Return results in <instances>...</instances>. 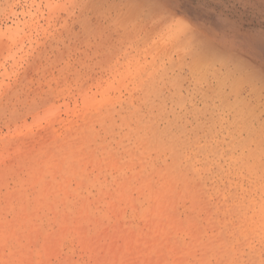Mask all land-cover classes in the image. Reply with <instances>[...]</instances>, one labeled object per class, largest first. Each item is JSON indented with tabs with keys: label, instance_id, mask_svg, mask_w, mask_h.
<instances>
[{
	"label": "rangeland",
	"instance_id": "rangeland-1",
	"mask_svg": "<svg viewBox=\"0 0 264 264\" xmlns=\"http://www.w3.org/2000/svg\"><path fill=\"white\" fill-rule=\"evenodd\" d=\"M113 1L0 0L17 42L0 93L15 79L18 118L0 143V264H253L251 209L246 223L233 210L253 183L232 164V121L240 98L250 116L264 103V0H175L225 54L172 47L163 27L124 37Z\"/></svg>",
	"mask_w": 264,
	"mask_h": 264
},
{
	"label": "bare ground",
	"instance_id": "bare-ground-1",
	"mask_svg": "<svg viewBox=\"0 0 264 264\" xmlns=\"http://www.w3.org/2000/svg\"><path fill=\"white\" fill-rule=\"evenodd\" d=\"M114 1L116 2V0H114ZM259 2H258V4H259ZM261 2H263V1H261ZM5 3L0 2V72L3 69V72L0 73V77H4V78L10 77L13 74V68L15 67L14 66V64H15L14 54L15 53L13 50L16 47V43H17L16 42V26H15V22H13L14 19L12 18L14 16V13H13V11H9L10 9L5 5ZM259 6H261V5H259ZM118 7H119L118 10H120L119 18L124 23V33H123L124 37L130 38L131 36L137 35V34L138 35L140 34L143 37H148L151 33L155 32L156 30H159L163 27V30H164V28H168L170 30V32L172 33V35H175V37L173 38V41H172V45H171L172 47L178 48L177 46L182 45V44L185 46L194 45L195 47L202 49V51H204L206 54L213 53L214 51L217 54H220V53L225 54L226 50L222 46L218 45L217 43H215L214 41H212L211 39L206 37L205 34H203L197 28L193 27L190 24V22L188 20H186L184 17H179L177 15L176 12L179 9L177 10V8H176L177 3L175 0H120ZM263 10H264V8H263ZM5 16H7L8 20H10V22H9L10 24H8V21L7 22L4 21ZM114 18H116V17H114ZM156 36H157V34H156ZM143 37L141 39H143ZM131 39H132V37H131ZM145 42H146V40H145ZM181 47H183V46H181ZM192 48L194 49L193 46H192ZM197 48H196V50H197ZM186 49H188V48H186ZM16 51H17V49H16ZM193 52H194V50H193ZM155 55H157V54H155ZM197 55H200L199 52L197 53ZM153 57H155V56L153 55L152 59H153ZM194 57H197V56L194 55L193 58ZM234 59L238 60L239 58L235 55V56L229 57L227 59V61H229V62L235 61ZM166 60H167V58H166ZM187 60H189V58ZM249 60H251V59H249ZM8 61L10 62V65L8 67L7 66L5 67L4 63L8 62ZM251 62H253V61H251ZM214 65H216V64H214ZM192 66H194V65H192ZM237 67L240 68V70H242L243 68L247 69V66L244 67L241 64H239V66L237 65ZM172 68H173V66H172ZM201 68L199 69V67H198V70H201ZM203 68H205V67H203ZM228 68H230V67H228ZM198 70H195V71H198ZM172 71H173V69H172ZM205 71H206V69L203 70V72H205ZM148 74L149 73H147V75ZM256 74H258V78H260L263 81L262 83L264 85V75H263L264 73L259 74L256 71ZM226 76H227V74H226ZM247 77L249 78V80L251 79L252 81H254L253 78L256 77L255 72H252ZM142 78L143 77H141V79ZM14 80H12L13 81L12 83L3 84V87H2V90L0 93V127L1 126H2V128L4 127L7 131V133L5 132L6 134L3 136V138L0 135V143L5 142L8 145H12V143H13V134L16 130L15 128H17L16 123H17V119H18L17 118V111L15 110V105H16L15 100H16V95H17V89L15 86L16 82ZM199 80H201V79H199ZM203 80L204 79H202V81ZM211 81H212V79H211ZM198 82H200V81H198ZM225 82H226V80H225ZM143 83H145V82H143ZM256 84H257V82H256ZM1 85H2V83H1ZM137 86H138V83H137ZM239 96H240V94H239ZM85 98L83 99V102H86ZM104 99H105V97L103 98V100ZM239 100H240V102H239L240 106L237 105L238 106L237 111H235V113L233 115V118H234V120L232 121L233 124H232V122H231V124L235 126L236 133H234V135L235 134H236V136H237V134L239 135V137L237 136V143H239V145H241L243 147L242 148L243 150L239 154L236 153L237 156L233 157V154H232L233 160H231V161H232L233 165L235 164V166H237L238 168L244 169L245 171H247L251 174L252 183H253L252 184L253 198H252V201H246V200L240 201V200L236 199L235 197H233L232 198L233 210L237 213V215L240 219L239 221L246 223V219L248 218L247 213L249 211V208L251 209V227H250V230L252 232V237H253V264H264V103H263L262 108L259 111H256V114H254L253 116H250V113L248 111L247 99L240 98ZM99 102H101V101H99ZM105 102H107V101H105ZM259 102H261V101H259ZM94 103L98 105L97 100H96V102L94 100L93 101L90 100V101L86 102L85 106L86 107L87 106L95 107ZM101 104H103V103H101ZM101 104H99L100 105L99 108H102L101 106H104ZM260 105L258 106V108L260 107ZM105 106H107V104ZM251 107H253V106H251ZM99 108H97L98 112H99ZM84 111L85 110H83V112ZM98 112H97L96 117L98 120H102L104 118V116L98 115ZM101 112L104 113L105 111L102 110ZM87 115L86 116L83 115V116H85V118H86ZM89 118L90 117H88V121L90 119L92 120V118H90V119ZM137 120L135 122H137ZM225 128H226V126H225ZM139 131L144 133V135H145L144 137L142 136L143 138L141 137L142 142L143 143L146 142L145 145L148 144L149 146L154 147L158 152H160V150H162L163 148L167 147L165 142L162 141L163 139H161L160 133L157 132L156 130L155 131L154 130L149 131V130L142 129ZM216 133H218V132H216ZM231 143H229V146H231L230 145ZM231 149H234V147ZM13 150H14V148H13ZM224 152L226 154V151H224ZM227 152L229 153L230 151L227 150ZM232 152H234V151L232 150ZM2 156H3V154H2ZM229 164H230V162H229ZM148 183H149V181H148ZM240 231L241 230H239V232ZM238 234H241V233H238ZM230 241H231V245H232L233 241L232 240H230ZM228 247H229V244L225 242L224 243L225 253H223V254L225 255V257H233L231 254V252H232L231 247H229L230 249ZM230 260H231V262L233 261V259H230Z\"/></svg>",
	"mask_w": 264,
	"mask_h": 264
}]
</instances>
